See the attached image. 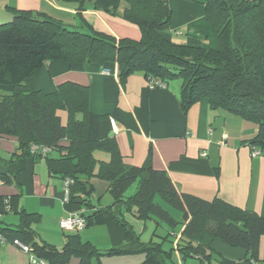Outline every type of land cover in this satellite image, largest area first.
Listing matches in <instances>:
<instances>
[{"label": "trees", "instance_id": "obj_1", "mask_svg": "<svg viewBox=\"0 0 264 264\" xmlns=\"http://www.w3.org/2000/svg\"><path fill=\"white\" fill-rule=\"evenodd\" d=\"M59 1L77 4L78 24L42 12L5 8L10 21L0 24V138L15 139L17 147L0 179L16 176L24 158L50 161L49 154L54 153L56 160L72 166L62 178L72 181L68 203L85 219L84 228L111 221L123 230L125 239L101 251L79 232L64 231V243L57 249L39 240L32 225L40 216L25 210L17 213L15 225L0 219V239L11 237L28 247L30 257L46 264H68L72 258L78 264H91L103 256L134 255L143 257L140 264H168L172 251L182 260L196 257L202 264H212V244L217 240L245 252L241 260L215 258L217 264H264V210L257 214L216 197L203 200L178 192L164 171L153 169L150 152L141 166H126L112 136L111 116L89 111L86 86L64 82L43 93L32 85L36 73L50 62L115 64L119 79L141 73L147 86L158 82L167 88L170 81L178 80L183 113L204 100L211 110L236 115L257 126L248 145L252 151H264V0H184L202 6L218 36L216 50L166 38L173 15L167 0ZM87 2L94 10L137 27L139 39H117L93 29L82 17ZM60 113L66 114L65 124ZM96 151L107 153L108 161L97 160ZM92 178L108 184L110 205L92 204ZM133 184L135 191L126 195ZM127 215L152 220L165 227L166 234L159 236L154 230L144 242ZM177 225H181L178 235ZM168 242L172 246L166 250Z\"/></svg>", "mask_w": 264, "mask_h": 264}, {"label": "crops", "instance_id": "obj_2", "mask_svg": "<svg viewBox=\"0 0 264 264\" xmlns=\"http://www.w3.org/2000/svg\"><path fill=\"white\" fill-rule=\"evenodd\" d=\"M167 2L173 14L172 26L165 34L168 40L175 44L214 50L219 48L218 36L206 21L201 5L184 0ZM6 7L42 12L70 23L73 22L71 19L76 18L77 4L59 0H0V11H5ZM82 17L93 29L117 39L137 40L140 37L137 27L121 18L94 10L92 2L84 5ZM177 30L183 35H175ZM64 82L86 86L89 111L111 116L115 124V130L111 128L112 136L126 166H141L150 152L153 169L164 171L178 192L189 193L203 200L216 197L257 214L263 212L264 151L258 150L259 154L253 156L248 145L257 132V126L253 123L222 110H211L204 100L183 113L179 81L169 82L165 89H149L141 73L119 79L115 64L99 67L50 62L36 73L32 85L34 90L50 93ZM60 116L65 124L66 114L60 113ZM16 147L15 139L0 138L1 176L6 174V161L14 154ZM49 157L52 160L42 158L32 161L24 158L16 176H10L6 181L0 179V219L15 225L19 211L36 213L40 219L32 228L39 240L60 249L65 237L59 222L77 213L76 206L66 201L62 178L72 171V166L56 160L54 153H50ZM90 183L94 188L92 204L110 205L112 201L103 198L108 194V184L96 178H92ZM175 214L178 217L179 214ZM91 227L100 228L95 231L103 235L107 247L100 249L94 243L90 230L79 234L98 250H107L125 239L123 230L111 221ZM216 242L212 244V249L218 245ZM226 251L231 254L228 257L231 260H241L245 256L244 250L239 248L233 252ZM110 258L103 256L97 260V264H115ZM104 259L106 262L103 263ZM142 260L143 257L139 264ZM29 263V255L15 245L11 237L0 239V264ZM78 263L77 259L72 258L68 264Z\"/></svg>", "mask_w": 264, "mask_h": 264}, {"label": "rangeland", "instance_id": "obj_3", "mask_svg": "<svg viewBox=\"0 0 264 264\" xmlns=\"http://www.w3.org/2000/svg\"><path fill=\"white\" fill-rule=\"evenodd\" d=\"M8 13H6L4 10L0 11V24H3V23H7L9 20V15H7ZM75 20L71 19L70 21H73V22H70L71 24L74 23V25L78 24L77 22H79L77 16L75 15ZM68 24H70L69 22H66ZM177 30V32H174L175 35H183L182 32ZM174 38H179L181 39V37H174ZM180 41V40H179ZM178 80H172L170 81V83L172 82H177ZM264 155V153H263ZM94 156L97 160H102V161H108L109 159V155L103 151H96L94 153ZM97 181H100L99 179H97ZM102 182V181H101ZM103 183H105L103 181ZM135 187H136V184H133L126 192V195H131L134 191H135ZM103 198H108L110 201H112L110 195L106 194V196H104ZM159 201V199H158ZM160 204L162 205V207L164 209H166L167 211H170V213L172 215H176L175 214V211L172 210L167 204H164L162 203L161 201H159ZM104 203V202H103ZM175 218H177L175 216ZM126 220L133 226V229L134 231L140 235V238L142 241L146 242V241H149L150 238H152V235H154V230H155V233L156 235H159V236H163L166 234V230H165V227H161V226H158L154 221L152 220H147V221H141V220H138L134 217H132L131 215H127L126 216ZM158 227V228H157ZM157 228V229H155ZM100 228L98 227H90V228H86V229H83L80 234L84 233L85 231H88L90 230V234H91V237L92 239H94V243H96L100 249H104V247H107V245L104 243L106 240L105 238L103 237V235H101V233L99 231H95V230H99ZM181 230V225H177L175 227V230H174V233L176 235L179 234ZM61 231V230H60ZM153 239L154 241H159L160 239L156 236H153ZM171 239V238H170ZM216 244H218L217 246H214V251H213V257H212V264H217V262H215V257H229V254L227 250H230L231 252H233V250H236L237 248H231L223 243H221L220 241L217 240ZM106 245V246H105ZM172 244L171 243H165L164 245V248L166 250H169L171 248ZM99 249V248H98ZM26 254L29 255L28 252H25ZM171 256L167 259V263L168 264H202L200 262L199 259H197L196 257H189V258H186L185 260H182L175 251H172L171 252ZM141 255H134V257H129V256H122V257H112L110 258L111 262L115 261L116 263L115 264H139L140 260H141ZM31 257L29 256V261H30ZM94 264H97V260L94 258ZM106 259H104L103 263L106 262L105 261Z\"/></svg>", "mask_w": 264, "mask_h": 264}, {"label": "built area", "instance_id": "obj_4", "mask_svg": "<svg viewBox=\"0 0 264 264\" xmlns=\"http://www.w3.org/2000/svg\"><path fill=\"white\" fill-rule=\"evenodd\" d=\"M155 86H157V87H155ZM148 88L149 89H154V88L164 89L165 86L163 84L161 85V84H158V82H155L152 84L150 83L148 85ZM110 124H111L112 130H115V124H114L113 120L110 121ZM46 151H47V149H41V152L45 153ZM252 154H253V156H256L259 154V151L253 150ZM71 184H72V181L69 179H66L64 181V192H65L66 201H68L69 187L71 186ZM85 223H86L85 219L81 216V214H79V212H77L68 218L61 219L59 222V227L62 231H65V232H80L81 230L84 229ZM14 244L17 245L18 247H20L22 251L28 252L27 246L20 244L18 241H14ZM30 264H46V263H44V262H42V261H40L34 257H31Z\"/></svg>", "mask_w": 264, "mask_h": 264}]
</instances>
